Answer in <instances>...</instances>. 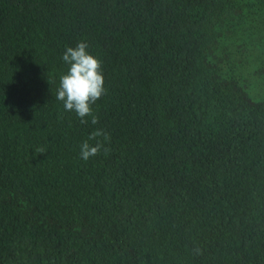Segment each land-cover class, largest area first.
Masks as SVG:
<instances>
[{
    "label": "trees",
    "instance_id": "obj_1",
    "mask_svg": "<svg viewBox=\"0 0 264 264\" xmlns=\"http://www.w3.org/2000/svg\"><path fill=\"white\" fill-rule=\"evenodd\" d=\"M259 31L264 0H0V264H264Z\"/></svg>",
    "mask_w": 264,
    "mask_h": 264
},
{
    "label": "rangeland",
    "instance_id": "obj_2",
    "mask_svg": "<svg viewBox=\"0 0 264 264\" xmlns=\"http://www.w3.org/2000/svg\"><path fill=\"white\" fill-rule=\"evenodd\" d=\"M253 35H255L253 37L254 39H257L258 36L260 38H262V37H264V31H259L258 34H253ZM260 41H261V39H260ZM256 49L259 50L257 52V54L259 56L256 57V58H258V61H253L252 62V65L254 67L260 69V70H259L258 73L254 72L257 75H255L253 77L254 78V80H253V87H254V89L256 91H258L259 93H262L264 91V44L261 43L260 46H258V48H256Z\"/></svg>",
    "mask_w": 264,
    "mask_h": 264
}]
</instances>
